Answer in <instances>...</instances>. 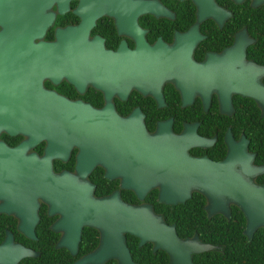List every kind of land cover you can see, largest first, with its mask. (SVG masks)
Returning a JSON list of instances; mask_svg holds the SVG:
<instances>
[{"label":"flooded vegetation","instance_id":"obj_1","mask_svg":"<svg viewBox=\"0 0 264 264\" xmlns=\"http://www.w3.org/2000/svg\"><path fill=\"white\" fill-rule=\"evenodd\" d=\"M148 1L165 10L147 8ZM47 14L51 15L50 21L41 27L40 36L31 38L33 42L54 40L57 27L82 24L86 27L87 52L82 55L76 49L73 62L79 66L84 57L86 66L119 67L120 71H108L113 77L109 74L105 78V83H109L103 89L88 79L79 87L64 73L52 76L45 69L35 73L28 70L26 76H20L27 87L21 92L25 96L17 99L40 98L36 82L40 89L68 100H79L94 108L107 106L120 117L130 116V122L137 119L147 133L154 132L159 121H166L173 132L182 131L185 125L193 127L203 140L187 145V153L212 160L225 157L229 138L236 142L232 167L254 182L264 181V170L249 174L243 162L247 160L249 165L264 162L263 109L255 97L229 89L233 79L241 82L248 79L247 63L264 66V2L0 0V38L5 33H37L39 28L34 29L30 20ZM128 67L132 70H124ZM36 73L37 79L32 76ZM254 75L264 85V71ZM180 80L193 83L184 95L176 85ZM225 93L228 100L224 101ZM28 127L32 131L21 128L10 131L0 125V144L6 148L0 150V264H73L98 242L97 238L94 245L85 248L80 244L87 224H82L80 236L74 240V218L66 217L64 201L52 191L54 186L56 189L62 186L63 181L48 180L45 172L48 166L52 173L67 170L88 181L94 196L115 192L126 202L151 204L162 216L164 205L180 202L159 200L158 182L138 197L132 187L122 182L134 174L135 167L128 166L118 150H94V162L81 175L76 167L78 144L71 142L65 151L63 139L50 142L40 127ZM241 135L246 139L244 143L238 140ZM239 145L250 154L248 158L238 155ZM98 154H103L105 160L96 158ZM146 165L140 167L146 170L154 167L151 162ZM158 167L161 169V165ZM196 193L203 195L201 207L206 212L207 200L200 190L191 188L189 196ZM233 205L238 206L229 200V214L220 213L229 217ZM217 244L216 248H221Z\"/></svg>","mask_w":264,"mask_h":264},{"label":"water","instance_id":"obj_2","mask_svg":"<svg viewBox=\"0 0 264 264\" xmlns=\"http://www.w3.org/2000/svg\"><path fill=\"white\" fill-rule=\"evenodd\" d=\"M145 5L152 10H165L154 2L148 1ZM50 16L47 14L44 18L30 20L34 29L39 28L37 33H5L0 38V125L10 131L21 128L29 132L31 129L28 126H38L50 142L63 139L65 151L71 142H75L79 145L76 167L81 175L94 162V150H118L120 158L128 166L135 167L134 174L122 182L132 187L138 197H142L145 190L157 182L158 199L165 202L183 201L190 195V189L196 188L206 197L204 207L208 215L216 211L228 215V201L236 203L245 217L242 231L247 238L257 226L264 225V181L254 182L232 167L236 155L232 152L236 144L234 140L226 138L229 145L227 154L223 159L212 160L205 155L187 153V145L203 140L193 127L189 129L185 125L182 131L173 132L167 128L166 121H159L156 130L147 133L137 119L130 122V116L120 117L107 106L94 108L79 100H68L50 90L40 89L36 82L34 86L40 98L17 99L25 96L21 92L27 87L20 76H26L28 70L35 73L45 69L52 76L64 73L79 87L84 79H88L103 89L109 83H105V78L111 74L108 71H120L119 67L86 66L84 57H81L83 62L79 66L73 62L72 54L76 49L82 55L87 52L86 27L82 24L57 27L54 40L33 42L31 38L40 36L41 27L50 21ZM4 21L11 22L8 19ZM247 68L250 70L248 79L245 82L233 79L229 89L255 97L264 112V85L254 75L264 71V66L247 63ZM32 76L38 78L37 73ZM176 85L184 95L193 83L180 80L176 81ZM227 96L225 93L224 99L222 96L220 99L228 100ZM238 140L244 143L246 139L241 135ZM239 147L238 155L248 158L250 154L242 145ZM1 149L6 148L0 144ZM144 150L148 154L142 153ZM95 157L105 160L103 154ZM147 162L154 167L142 169L140 166L146 167ZM243 162L247 164L245 172L249 174L264 170V162L256 165H249L247 160ZM45 172L48 180L63 181L62 186L58 189L54 186L52 191L64 201L63 213L66 217L74 218V240L80 236L82 224L94 226L99 232L96 246L73 264H101L110 257L116 259V264H138L126 244L125 232L136 235L138 244L149 240L153 250L164 249L168 255L166 264H197L192 260L193 252L219 246L200 239L197 233L180 236L175 223L165 221L162 214L153 210L147 202H126L115 192L94 196L88 181L78 179L67 170L52 173L48 166Z\"/></svg>","mask_w":264,"mask_h":264},{"label":"trees","instance_id":"obj_3","mask_svg":"<svg viewBox=\"0 0 264 264\" xmlns=\"http://www.w3.org/2000/svg\"><path fill=\"white\" fill-rule=\"evenodd\" d=\"M256 140H259L258 135ZM261 142L264 144V136ZM203 201V195L196 193L184 201L164 205L165 209L161 211L166 221L175 222L180 236L191 235L196 231L201 239L221 245V248L193 252V261L199 264H264V225L257 226L250 238H247L242 231L245 218L238 206L233 205L229 217L220 212L207 215L201 207ZM97 238V229L86 225L82 230L80 244L84 248L90 247L96 243ZM125 240L138 264H166L167 252L162 248L153 250L151 241L138 244V237L129 232H125ZM114 261V258H109L104 264H114Z\"/></svg>","mask_w":264,"mask_h":264}]
</instances>
